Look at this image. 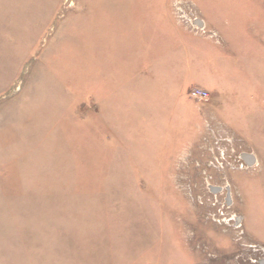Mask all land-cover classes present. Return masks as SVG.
I'll list each match as a JSON object with an SVG mask.
<instances>
[{
    "label": "rangeland",
    "instance_id": "374dc122",
    "mask_svg": "<svg viewBox=\"0 0 264 264\" xmlns=\"http://www.w3.org/2000/svg\"><path fill=\"white\" fill-rule=\"evenodd\" d=\"M0 264H264V0H0Z\"/></svg>",
    "mask_w": 264,
    "mask_h": 264
},
{
    "label": "built area",
    "instance_id": "2783aa9c",
    "mask_svg": "<svg viewBox=\"0 0 264 264\" xmlns=\"http://www.w3.org/2000/svg\"><path fill=\"white\" fill-rule=\"evenodd\" d=\"M191 96H193V97H204V96H206V93L201 91V90L196 89V90L192 91Z\"/></svg>",
    "mask_w": 264,
    "mask_h": 264
}]
</instances>
